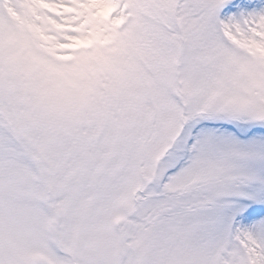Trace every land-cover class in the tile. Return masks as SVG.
<instances>
[{"label": "snow or ice", "instance_id": "obj_1", "mask_svg": "<svg viewBox=\"0 0 264 264\" xmlns=\"http://www.w3.org/2000/svg\"><path fill=\"white\" fill-rule=\"evenodd\" d=\"M0 264H264V0H0Z\"/></svg>", "mask_w": 264, "mask_h": 264}]
</instances>
